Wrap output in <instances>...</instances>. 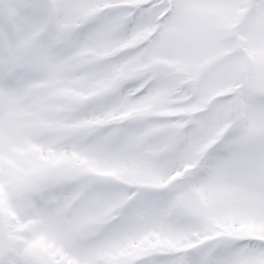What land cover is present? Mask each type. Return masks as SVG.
<instances>
[{
    "label": "snow or ice",
    "instance_id": "obj_1",
    "mask_svg": "<svg viewBox=\"0 0 264 264\" xmlns=\"http://www.w3.org/2000/svg\"><path fill=\"white\" fill-rule=\"evenodd\" d=\"M0 264H264V0H0Z\"/></svg>",
    "mask_w": 264,
    "mask_h": 264
}]
</instances>
